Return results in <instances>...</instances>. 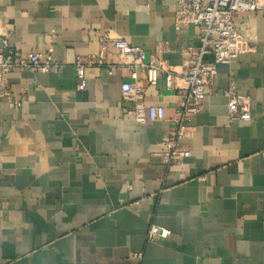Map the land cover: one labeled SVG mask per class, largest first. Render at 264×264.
Segmentation results:
<instances>
[{
    "label": "crops",
    "instance_id": "obj_1",
    "mask_svg": "<svg viewBox=\"0 0 264 264\" xmlns=\"http://www.w3.org/2000/svg\"><path fill=\"white\" fill-rule=\"evenodd\" d=\"M176 11L175 0H0V40L21 54L52 48L56 66L12 71L21 106L0 99V264H264V13L234 16L239 53L217 65L179 140L189 156L168 167L160 140L198 47V28L177 30ZM104 36L171 71V88L164 75L133 81ZM99 54L78 89L76 58ZM123 82L163 118L124 117ZM231 83L249 121L228 117ZM152 225L168 237L147 241Z\"/></svg>",
    "mask_w": 264,
    "mask_h": 264
},
{
    "label": "built area",
    "instance_id": "obj_2",
    "mask_svg": "<svg viewBox=\"0 0 264 264\" xmlns=\"http://www.w3.org/2000/svg\"><path fill=\"white\" fill-rule=\"evenodd\" d=\"M175 28L193 26L198 28V47L188 54L186 70L182 75L184 87L178 89L179 105L176 117L171 120L173 131L160 140L165 148V161L168 167L189 156L187 150H182L179 140L183 137V129L199 114L201 103L205 98L206 89L211 88L219 64L228 65L239 53V32L234 24L235 15L243 12L264 13V0H175ZM102 46L109 43L121 58L130 59L128 64L130 77L134 81L138 74L143 75L148 85L154 86L161 75L165 77V86L171 88L172 72L155 64L146 58L145 53L138 47L129 45L121 38H101ZM0 99L8 106L16 109L22 100H15L8 87L9 74L14 71L32 69L47 73L54 71L53 49L48 48L43 53L21 54L17 48L6 41L0 40ZM80 58L74 63L76 85L78 89L85 86V69L101 63L100 56ZM210 56L211 61L205 57ZM112 73L111 68L108 71ZM144 89L133 82H123L120 85V109L124 117L129 118L138 126L147 125L161 120L162 113L155 107L144 103ZM227 114L230 121H249V100L234 92L232 83L224 92ZM169 232L162 227H149L146 239L149 242L166 239Z\"/></svg>",
    "mask_w": 264,
    "mask_h": 264
}]
</instances>
